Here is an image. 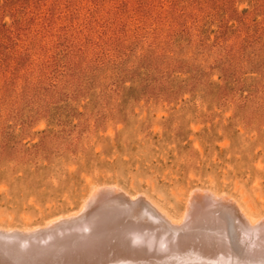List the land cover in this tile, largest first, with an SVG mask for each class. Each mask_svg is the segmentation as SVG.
<instances>
[{
	"label": "rangeland",
	"instance_id": "obj_1",
	"mask_svg": "<svg viewBox=\"0 0 264 264\" xmlns=\"http://www.w3.org/2000/svg\"><path fill=\"white\" fill-rule=\"evenodd\" d=\"M99 185L264 215V0H0V227Z\"/></svg>",
	"mask_w": 264,
	"mask_h": 264
},
{
	"label": "bare ground",
	"instance_id": "obj_2",
	"mask_svg": "<svg viewBox=\"0 0 264 264\" xmlns=\"http://www.w3.org/2000/svg\"><path fill=\"white\" fill-rule=\"evenodd\" d=\"M119 190L94 186L78 215L44 226L0 227V264H264V215L230 195L196 189L177 221Z\"/></svg>",
	"mask_w": 264,
	"mask_h": 264
}]
</instances>
